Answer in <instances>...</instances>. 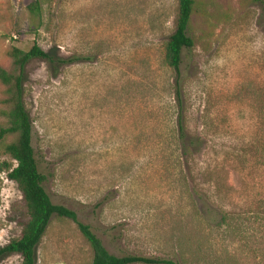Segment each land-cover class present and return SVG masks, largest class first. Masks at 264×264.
<instances>
[{"label": "rangeland", "instance_id": "1", "mask_svg": "<svg viewBox=\"0 0 264 264\" xmlns=\"http://www.w3.org/2000/svg\"><path fill=\"white\" fill-rule=\"evenodd\" d=\"M0 0V67L37 44L24 102L52 203L77 214L107 251L173 264H264V231L214 228L219 214L264 211V9L251 0H196L192 51L181 66L186 128L204 149L184 156L176 72L165 46L178 0ZM0 84V124L6 123ZM0 145V162L16 163ZM202 198L204 209H202ZM195 200V201H194ZM197 201V202H196ZM232 217V218H233ZM29 221L18 185L0 174V247ZM75 222L53 217L37 264H92ZM0 264H22L11 255Z\"/></svg>", "mask_w": 264, "mask_h": 264}, {"label": "trees", "instance_id": "2", "mask_svg": "<svg viewBox=\"0 0 264 264\" xmlns=\"http://www.w3.org/2000/svg\"><path fill=\"white\" fill-rule=\"evenodd\" d=\"M264 9V0H251ZM32 14L40 12L39 0L29 7ZM199 6L196 0H178L176 29L165 46V64L176 72L175 99L178 107L177 128L184 156L191 157L204 149L200 137L188 133L183 102L181 66L184 51H192L196 40L190 35L191 21ZM12 66L10 69L0 67V84L5 89V104L8 110L4 113L6 123L0 124V145L9 138L13 140L6 144L5 154L16 163L0 162V174L7 173L8 178L18 185L26 204L29 221L25 225L19 239L0 247V262L11 256L19 255L22 264H37V249L50 225L53 217L69 219L75 222L84 239L93 250L92 264H173L170 261L149 259L142 256L117 257L110 254L102 241L93 233L90 226L79 222L77 214L64 206L54 205L45 190V176L40 172L32 145L33 123L24 102V84L27 65L33 60H44L51 64H73L76 58L61 60L50 55L37 44L29 51L13 48L10 52ZM195 201V200H194ZM197 202V201H196ZM202 209L204 199L202 198ZM230 212L218 215L214 228L221 232L247 231L248 224L256 225V232L264 231V211L253 218V221L240 222Z\"/></svg>", "mask_w": 264, "mask_h": 264}]
</instances>
